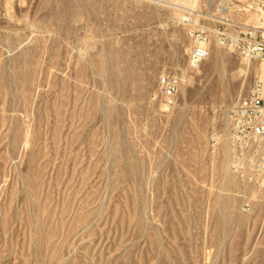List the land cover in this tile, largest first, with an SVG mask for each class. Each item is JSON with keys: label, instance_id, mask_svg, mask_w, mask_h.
I'll list each match as a JSON object with an SVG mask.
<instances>
[{"label": "rangeland", "instance_id": "rangeland-1", "mask_svg": "<svg viewBox=\"0 0 264 264\" xmlns=\"http://www.w3.org/2000/svg\"><path fill=\"white\" fill-rule=\"evenodd\" d=\"M192 1L0 0V264H264L228 138L264 61L189 67Z\"/></svg>", "mask_w": 264, "mask_h": 264}, {"label": "built area", "instance_id": "built-area-1", "mask_svg": "<svg viewBox=\"0 0 264 264\" xmlns=\"http://www.w3.org/2000/svg\"><path fill=\"white\" fill-rule=\"evenodd\" d=\"M184 11V10H183ZM258 13L254 24L240 21ZM264 0H207L206 9L184 11L179 17L189 33L188 65L197 68L209 57L210 47L231 49L246 59L264 61ZM179 80L162 76L159 86L166 108L176 103ZM228 138L234 165L249 173L264 189V80L254 81L248 94L229 110Z\"/></svg>", "mask_w": 264, "mask_h": 264}, {"label": "bare ground", "instance_id": "bare-ground-1", "mask_svg": "<svg viewBox=\"0 0 264 264\" xmlns=\"http://www.w3.org/2000/svg\"><path fill=\"white\" fill-rule=\"evenodd\" d=\"M190 1H192V0H176L177 3H180L182 5H185L186 2L188 3V5H189V3L192 5L193 4L192 3L193 1L192 2H190ZM262 13H264V12H262ZM257 71H258L259 78H263L264 79V64L261 63V65L259 66V68L257 69Z\"/></svg>", "mask_w": 264, "mask_h": 264}]
</instances>
